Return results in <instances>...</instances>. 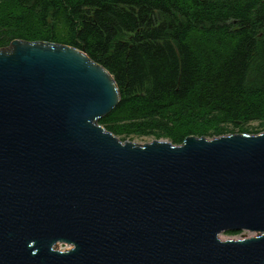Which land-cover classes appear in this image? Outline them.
<instances>
[{"label":"water","instance_id":"1","mask_svg":"<svg viewBox=\"0 0 264 264\" xmlns=\"http://www.w3.org/2000/svg\"><path fill=\"white\" fill-rule=\"evenodd\" d=\"M119 102L83 51L0 48V264H264V132L122 142Z\"/></svg>","mask_w":264,"mask_h":264},{"label":"trees","instance_id":"2","mask_svg":"<svg viewBox=\"0 0 264 264\" xmlns=\"http://www.w3.org/2000/svg\"><path fill=\"white\" fill-rule=\"evenodd\" d=\"M16 39L104 67L120 102L99 124L122 142L264 132V0H0V48Z\"/></svg>","mask_w":264,"mask_h":264},{"label":"rangeland","instance_id":"3","mask_svg":"<svg viewBox=\"0 0 264 264\" xmlns=\"http://www.w3.org/2000/svg\"><path fill=\"white\" fill-rule=\"evenodd\" d=\"M253 126L254 125L251 124V127H253ZM261 133H263V132H261ZM253 135H255V134H253ZM128 141H131V142H134V143H137V144H145V143H151L153 141V139L151 137H140V138L135 137V138H132V139H130ZM256 236H258V234L250 233V232H247V231L223 232L222 234L219 235V239L221 241H228V240L237 241V240H241L243 237L250 238V237H256ZM57 248L59 250H61V251L68 249V247L65 246V245H58Z\"/></svg>","mask_w":264,"mask_h":264}]
</instances>
